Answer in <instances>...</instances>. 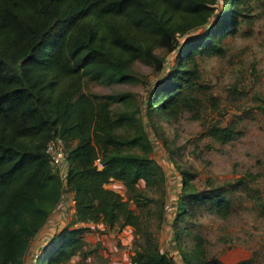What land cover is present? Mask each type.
Returning <instances> with one entry per match:
<instances>
[{
    "label": "trees",
    "instance_id": "1",
    "mask_svg": "<svg viewBox=\"0 0 264 264\" xmlns=\"http://www.w3.org/2000/svg\"><path fill=\"white\" fill-rule=\"evenodd\" d=\"M251 1L224 0L218 11L219 0H0V264H25L32 239L62 200L65 187L74 194L78 223L136 228L141 243L132 264H175L143 222V210L158 199L140 182L154 186L165 174L152 156L145 128L125 130L138 125V111L115 112L113 104L122 96L88 93L85 82L137 80L132 73L137 60L161 67L165 59L157 48L178 44L179 37L207 26L217 15L206 30L187 38L184 55L162 80L166 98L161 99L159 88L151 91L149 112L168 111L185 84H197L195 58L224 53L223 39L238 30ZM237 132L233 123L208 129L221 143ZM52 140L63 143L67 153L65 178L47 152ZM182 174V215L203 207L226 214L233 193L241 188L250 191L264 212L260 189L245 176L198 189L191 182L193 173ZM113 179L122 181L124 194L106 186ZM85 230L65 227L39 264H65L84 253ZM205 242L199 237L197 247ZM197 251L185 255L186 264H229ZM233 264H257V256Z\"/></svg>",
    "mask_w": 264,
    "mask_h": 264
},
{
    "label": "rangeland",
    "instance_id": "2",
    "mask_svg": "<svg viewBox=\"0 0 264 264\" xmlns=\"http://www.w3.org/2000/svg\"><path fill=\"white\" fill-rule=\"evenodd\" d=\"M223 5L224 0H219L217 10ZM248 8L251 11L240 17L238 30L223 39L224 53H204L195 58L197 84L189 88L185 84L168 111L158 108L149 112L151 91L159 88L161 99L166 98L161 91L162 80L184 55L182 47L187 46V38L206 30L217 15L207 26L179 37L178 44L157 48L158 56L165 59L161 67L137 60L132 66L137 80L111 85L88 79L85 82L88 93L121 95L113 104L115 112L138 111V125L125 130L133 133L139 125L145 128L153 144L152 156L165 174L164 180L154 186L140 182L141 188L158 199L143 210V222L175 264H186L185 255L196 248L197 254L219 256L227 263L255 253L257 264H264V212L251 200L249 190H236L232 208L223 215L208 207L198 209L194 215L178 211L185 187L182 170L194 174L191 182L198 189L235 183L245 176L264 197V0H252ZM231 123L238 132L229 142L221 143L208 134L213 124ZM106 186L123 194L126 190L119 180L113 179ZM73 196L65 187L62 200L32 239L25 264L44 261L43 251L67 226H85L86 245L84 253L74 255L65 264H132L131 258L141 243L136 228L120 230L117 225L78 223ZM199 237L206 240L204 247H197Z\"/></svg>",
    "mask_w": 264,
    "mask_h": 264
},
{
    "label": "built area",
    "instance_id": "3",
    "mask_svg": "<svg viewBox=\"0 0 264 264\" xmlns=\"http://www.w3.org/2000/svg\"><path fill=\"white\" fill-rule=\"evenodd\" d=\"M47 152L51 157L53 165L60 170V174L63 178H65L67 175L69 164L67 161V153L65 151L63 143L57 142L55 140L50 141L47 145ZM96 163L99 168H103L104 165L100 159H97ZM72 202V206H74L75 200L73 199Z\"/></svg>",
    "mask_w": 264,
    "mask_h": 264
},
{
    "label": "crops",
    "instance_id": "4",
    "mask_svg": "<svg viewBox=\"0 0 264 264\" xmlns=\"http://www.w3.org/2000/svg\"><path fill=\"white\" fill-rule=\"evenodd\" d=\"M229 264H233V263H229Z\"/></svg>",
    "mask_w": 264,
    "mask_h": 264
}]
</instances>
